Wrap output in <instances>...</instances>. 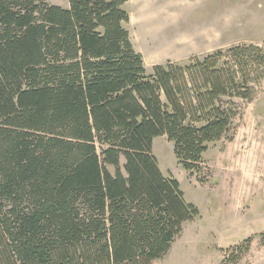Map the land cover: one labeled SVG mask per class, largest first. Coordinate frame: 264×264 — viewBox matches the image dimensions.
Returning <instances> with one entry per match:
<instances>
[{
    "label": "trees",
    "instance_id": "1",
    "mask_svg": "<svg viewBox=\"0 0 264 264\" xmlns=\"http://www.w3.org/2000/svg\"><path fill=\"white\" fill-rule=\"evenodd\" d=\"M47 1L0 0V264H153L199 217L153 140L206 184L202 156L232 141L237 101L264 83V47L147 74L128 0Z\"/></svg>",
    "mask_w": 264,
    "mask_h": 264
},
{
    "label": "rangeland",
    "instance_id": "2",
    "mask_svg": "<svg viewBox=\"0 0 264 264\" xmlns=\"http://www.w3.org/2000/svg\"><path fill=\"white\" fill-rule=\"evenodd\" d=\"M130 0L124 26L147 74L167 61L185 64L237 45L264 47V0ZM66 8V0H48ZM233 139L208 146L200 185L176 162L165 137L152 154L163 175L179 183L199 217L183 225L168 254L153 264H264V83L254 99L237 101ZM208 175V176H207ZM238 254L235 248L246 247ZM237 257V260L235 258Z\"/></svg>",
    "mask_w": 264,
    "mask_h": 264
},
{
    "label": "crops",
    "instance_id": "3",
    "mask_svg": "<svg viewBox=\"0 0 264 264\" xmlns=\"http://www.w3.org/2000/svg\"><path fill=\"white\" fill-rule=\"evenodd\" d=\"M130 0H128V2H129ZM146 1L147 0H144V2L143 3H146ZM128 2L124 5V7L128 4ZM131 42V41H130ZM131 44H132V47H133V49L135 50V52H137V53H139L140 55H141V51H139V50H136V47L134 46V44L131 42ZM142 56V55H141Z\"/></svg>",
    "mask_w": 264,
    "mask_h": 264
}]
</instances>
